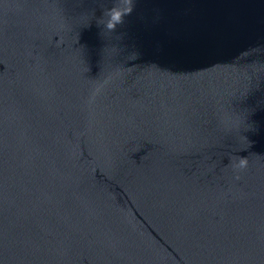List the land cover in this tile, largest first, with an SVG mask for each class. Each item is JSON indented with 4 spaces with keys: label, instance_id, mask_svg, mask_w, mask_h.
<instances>
[{
    "label": "water",
    "instance_id": "1",
    "mask_svg": "<svg viewBox=\"0 0 264 264\" xmlns=\"http://www.w3.org/2000/svg\"><path fill=\"white\" fill-rule=\"evenodd\" d=\"M116 2L0 0V264H264V0Z\"/></svg>",
    "mask_w": 264,
    "mask_h": 264
},
{
    "label": "clouds",
    "instance_id": "2",
    "mask_svg": "<svg viewBox=\"0 0 264 264\" xmlns=\"http://www.w3.org/2000/svg\"><path fill=\"white\" fill-rule=\"evenodd\" d=\"M118 3H119V0H117V2L114 3L113 6L105 12V15L107 16V22L105 24V27L109 31H114L118 25H122L124 23L123 18L132 13L131 0H127V4L129 6L124 7L123 9H120L118 7ZM94 98H95V94L93 95V99ZM230 161L231 162H230L229 166L235 172L243 171L248 167V158L247 157L232 156L230 158ZM239 178H240L239 175H237L236 179H239Z\"/></svg>",
    "mask_w": 264,
    "mask_h": 264
}]
</instances>
